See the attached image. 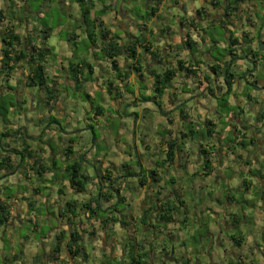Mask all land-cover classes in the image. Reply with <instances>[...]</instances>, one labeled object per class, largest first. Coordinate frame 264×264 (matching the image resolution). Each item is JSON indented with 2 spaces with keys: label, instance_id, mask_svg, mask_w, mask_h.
Here are the masks:
<instances>
[{
  "label": "crops",
  "instance_id": "0c3cea01",
  "mask_svg": "<svg viewBox=\"0 0 264 264\" xmlns=\"http://www.w3.org/2000/svg\"><path fill=\"white\" fill-rule=\"evenodd\" d=\"M30 1L43 2L44 3L43 9L38 11L37 13H34L32 12V9L28 8L29 5L27 1L25 0H0V11L2 12L3 18H4L0 22V43H1V36L4 33V28L7 26H11V28H13V30L16 33H18L21 37H25L29 33V31H31L33 28H36L39 30V26H37V23L36 21L33 20V18L35 17V20H36V17L38 18L41 17L40 12H44V11L46 12V10H49L50 12V10H52V5L49 6L45 3V1H41V0H30ZM253 1L247 2L244 5H240L237 12L227 17L225 16V11H224V6L226 5L225 0H224V3L221 2V5H220L219 0H165L163 4L159 7L156 15L152 19L147 21V23H143L142 21L137 20V17H135L136 15L132 12V9L134 8H139L140 10L145 9V7L141 5L144 2V0H113L112 2L111 0H93L89 19H92L94 16H96L99 13V11L103 8V6H110V11L100 16V22L102 26L99 27L97 23L93 24L94 33L98 34V32L100 33V31L103 30L107 32L108 37H116L118 42H125L129 39L130 36H137L140 33L138 27L141 24H143L145 27V30L142 31V34H144L148 40L153 41L154 50H159L163 56H167L168 58L171 59L170 61L172 62V65L175 64V59H176L174 57V53L179 54L177 58H180L184 61H186L190 57L189 51L185 47H183L184 49L182 48L181 51H178L176 49V47L180 43H182V41H184L183 40L184 36L188 32V30L191 29V28H188V25H187V23H190L189 20L191 19H195V21L197 20L196 28L198 30H200V28L204 29L207 27L217 29L220 25V22H222L221 20H224V18L227 20L228 24L231 25L232 27L241 28L239 32L234 33V34H232L231 29H228L229 33L227 34V37H226L227 44L223 45L220 43L219 48L222 50H226V46L229 44V38H232L237 41V43L232 45L233 50H234V55L233 56L230 55V58L223 55L219 62L216 61V58H215L216 56H214L213 53L206 52L205 45L207 47L211 43V41H209L210 39H207L208 37H206V35L200 31L191 32L192 39L195 42H197L199 45L198 50H199V53H201L200 58H202L203 60V63L199 64V68L197 71L198 77L188 79V78H183L182 76H177L172 81L171 88L166 91L164 97L161 99V103H162L161 110L155 107L153 103H138L136 101L137 98H140L141 92L142 93L144 92V94H147V95L150 94V87H151V82H152L150 78L145 79V89H142L138 81L135 79L134 75L131 74L126 81V83H128L131 86L128 88H124L122 87L123 83L115 79V75L113 74L111 70L109 62L106 59L97 57L95 55L99 53L98 52L99 49L97 46H95L93 49L88 50L86 53L85 52L83 53L78 50L79 53H78L77 58L85 56V58L89 62H91V64L94 66L93 80L84 82L83 85L80 87V89H83V86H84L87 92L84 90L83 91L85 92V94H88L90 96V99L92 101H96L94 98L98 97V95H99L98 99L102 97L101 94L107 95L108 99L112 102V107H114V108H110L111 112L112 113L114 112V115L117 116L118 119L124 120V121L126 120L129 121L130 119L132 120V118L125 117V119H123L121 117V113H122L121 111H123L122 110L123 106L120 102L122 100L128 102L130 106L138 104L137 109H139L140 107L144 105H148V104L152 105L153 108L146 107V110L150 109L151 112H153V114H156V113L160 115L166 114L165 116L161 115L162 116L161 118L165 120V122L158 123L156 130L160 131V130L166 129V130H170L171 132V135H166L165 140H163L161 139V136L159 135V132L157 131V135L159 136V139L157 140L155 145L158 146V151H160L161 154H163L164 158L152 152L149 149V147L144 143V140H143L141 141V143H143L144 149L150 152V154L144 153V152L140 153L136 145V150L134 154H133L134 150L133 151L130 150L129 160L131 161L133 157L135 161L134 162L135 164L133 166L132 165L128 166L126 164L127 163V159L125 158L126 155L124 154V152H122L124 156L121 155L120 149L117 146L115 147L114 143H117L118 141L112 144L111 141L107 140L105 144H106V147L108 148V151L105 153L102 159H98V158L95 159L97 162L99 163L101 162V169H102L99 172L96 171V175H95V177L97 178L96 180L98 181L100 177L108 176V175H110L109 177L112 180H116L119 178V176H121L120 174H122L120 171L121 167L126 165L125 168L129 172L128 176L130 180L127 182V184H124L123 181L119 182L120 183V195L124 196L123 194L127 192V191H124L123 189V187H125L126 185H127L126 188L131 189V190L133 189L132 191L135 192L134 197L132 196V202L128 203V201H125V197H124L123 205L127 207L126 214H121V212L115 211L113 213V216L115 215L118 217L120 213L122 217L123 215L131 216L135 220H137L140 216L143 215L145 210H150L154 204L156 205L155 206V210H156L159 206L157 204L158 202L157 200L159 201L169 200V202L171 203H174V200H175L176 202H178V204H180L179 202L183 203V205L180 204L179 207L183 208L185 215L186 213H188L185 216V220L190 221L191 214L190 212L187 211L188 206L186 207L185 202H183V199L186 198V194L189 193L187 191L188 189H186V191H182L181 193L174 192V194H171L169 189L166 188V183L173 180L174 178L172 177L173 174L171 176H166L165 178H163L162 174L169 173V171L172 170V172H174L176 177L178 178L180 176L183 177V173L180 172V170L184 168H187L189 170L192 166L191 163H194L196 167L197 165H200V168H201V171H198V168H194L195 169L194 175L198 174L201 177H206V178H210L213 174H215V172H221L222 170L226 169L230 163H233V162H237L239 165V173L237 172V175H241L243 172L250 173L253 166L252 164L251 166L248 164L251 161L252 163H255L254 168L257 167L258 171H260L261 164L264 161V120H261L260 122H258L256 121V117L258 116L259 113H262V110L260 108L261 107L260 103L261 101H264V82L262 85L258 86L257 79L256 77H254V72H253L254 70L250 71V68H251L250 66L251 65L255 66V64H258L260 61L264 64V49L262 51L258 49V46H259L258 42L261 40L256 39L253 36L254 34L253 29L249 28L248 24H245L246 18H249V15H247L248 10L247 9L245 10V6L249 3H253ZM48 2H51L52 4L56 3L55 0L54 1L49 0ZM3 3L7 4L5 9H4ZM62 4L65 7L63 8L64 9L63 11H65L64 12L65 16L67 15V18H70V20L72 18L75 19L74 24H72L71 22L65 23L64 28L67 29V35H69V40L65 42H63L62 40L59 41L60 45L63 44V45H66V48L68 47L67 58H64L66 59L65 63L64 64L62 62L59 63V66H63L64 68V65L68 67V63L70 60L76 59L74 56V51L76 50L75 44H77L78 47L81 46L80 44L84 40H86L87 30H86L85 24L82 21L80 9L76 1L75 0H63ZM256 5L257 3H255V6L252 7L251 9L255 8ZM201 6H204V9L206 12L205 13L206 15H203V18H200L195 14L196 10L199 9ZM22 9H24V11H22ZM66 9L68 10V13L66 12ZM12 12L14 14H12ZM142 13L143 12H141V14ZM9 14L10 15L12 14L14 16V19L13 18L9 19ZM243 17L245 18L244 20H243ZM170 19L172 23L169 21ZM181 21L183 23L186 22L184 29H182L181 25H179V22ZM236 21L241 22L239 26L235 25ZM242 21H244V23ZM174 23L176 24L178 28L176 29V31H174L172 28L174 26ZM52 33H53V30H52ZM198 33L203 34V36L199 39L200 42L195 38V36H197ZM202 34H199V35H202ZM202 38H204V41H202ZM173 39L175 40L177 39L176 44H174L175 41ZM71 42H73L74 50L72 48ZM261 42L264 43V41H261ZM97 45L100 46L99 43ZM57 48L54 49L55 58H57V55H58ZM80 48L82 47H79V49ZM243 48L246 49L245 52ZM257 49L261 53L260 52L258 53ZM139 51L141 53L143 52L140 48H139ZM253 51L257 53L255 55L256 57H253V53H252ZM172 56L173 58H171ZM0 57H1V45H0ZM55 58H52V60H55ZM143 58H144L145 65L151 64V60L147 54L144 53ZM117 62H118V66L121 69H126L127 65L130 64V62L126 61L124 58H119ZM213 63L219 64L220 66H222V68L223 66L225 67L227 63H230V71L233 70V66L234 64H236L237 65L236 70L237 71L239 70L238 71L239 73L243 72L242 67L245 68L246 72L243 75V82L245 83L247 87H251L252 89L247 94L245 99L247 102L252 103V107L249 110H247L248 120H244L243 122L241 121V119L235 117V120H237L239 123L238 125L235 124L236 125L235 127L234 125L229 124L231 122V118L233 115L231 112L228 113L227 115H225L223 112L219 113L216 97L220 96V94L225 91V86L223 83V76L220 75L219 73L220 71H218V73H211L209 71V66H211V64ZM104 65L105 67L108 68V73H110L109 77L103 76V71L101 72L100 70L97 69V68H102ZM63 71H64V75H62V77L64 76L65 87H67V89H70V90H72L71 88L73 87V90H75L72 84L67 85L68 80L65 79L66 73H67L66 68H64ZM22 73L23 75L26 74L24 70L22 69L15 71V73L13 72L8 78V82H6V86H4V79L0 75V95H14V97L18 96V94L20 93L19 91H17L18 87L14 86V84L16 82L23 83V79L19 78V77H22ZM47 73L50 77L56 76V73L54 74H49V72ZM97 73L100 75L102 80L97 79L98 78ZM205 75L208 76L206 77V79H204ZM57 78L60 83H63V81H61L58 75H57ZM178 80L182 81V85L183 84L186 85V88H187L186 91H184V89L180 87L178 88V86L175 85V83ZM99 81H101L103 85L99 84L98 87L96 88L95 84H97V82ZM110 81H114V83L117 86L122 87L120 88V91H119L121 94V97L117 98L116 100L114 98L115 96H117L116 95L117 92L113 90L112 93L109 94L107 91L108 83ZM251 83H253V85H251ZM236 85L237 84H234L232 86V92L228 96V104L231 108L235 106L240 107L241 112L243 113L242 108L245 102L240 101L239 98L245 95L244 92L246 91L244 87L246 86L237 87ZM209 87H215V88L221 87L222 91L221 93H219V91L215 89L213 90L212 93H210L208 91ZM131 89L132 91H130ZM76 91L77 90H75V92ZM32 92L35 93V96L34 98L30 99V102H28L29 104L28 110L31 113L33 110L36 109L35 112L34 111L32 112V115L37 117L38 124L32 125L30 127L28 126V128H26V127H23V125L20 123V119L16 121L15 120L9 121V122L5 120L7 125L4 127H1L0 135L3 136L5 133H12L15 130H20L21 132H24L26 135L31 137L29 140L26 141V143L30 145L31 151H34L36 156L40 158L41 166H46L48 168L49 167L51 168L53 166L52 161L56 160L55 158L59 153L57 154V152L52 149L51 143H49L45 138L47 136H56L55 142H53V148L56 147L57 149L60 146V144L62 145L63 149H65L68 146V140L73 139L74 143L71 146H72L74 155L70 157V159L68 160L69 162L65 160L63 153L60 155V156H63L62 158H64L62 159V163L68 162L67 164L70 165L77 158L84 155V153L86 152V149H85L86 147L81 149L82 147H79L78 143L75 141L77 138V135H73V133H76L75 126L72 125L73 121L76 120L77 122H79L80 120H84L85 116H87V114H89L90 112H92V118L96 120L98 118L104 117L106 111L102 107L103 113H101V116H98V115L96 116L94 112L92 111V109L89 107V111L88 113L84 114V117L83 115L82 117H79V115L74 116V114L72 113L73 110L71 109H69L68 111L66 110V108L64 107L65 105L64 102L61 105L62 106L61 109H57V110L54 108L47 109V107L43 106L44 104L43 102H40L37 100L36 91L33 90ZM64 93H68V90L62 91V100L64 99L63 98ZM235 94H238L239 97H237ZM173 98L175 100H173ZM31 103H32V108L30 109ZM181 106L184 109V113L188 117L186 119V122L187 123L192 122V124L195 125L196 128L198 129L197 130L198 132L205 133L206 132L205 122L206 120L211 121L213 124V127H210L211 135L202 136L199 134L197 135V137L193 139H184V140L180 139L181 143H184L183 149H179V147H177L175 151V156L173 157V161L164 162V160L166 159V152H167L166 139L174 140V138L180 137L181 134L185 132L184 124H186L187 126V123H184L181 118V111H182ZM41 109L43 113L37 114V111ZM142 111L143 110L137 111L138 116L137 117L135 116V119L137 121L134 124V126L132 125L133 132L134 131L136 132V130L138 132L139 129L137 125H143V123L146 122V120L145 122H142V116H143ZM171 111H172V114H170ZM192 111L197 115L195 116L197 117L196 120H194L193 117L191 116ZM45 115H48L49 119L56 117L55 119H57L58 121L62 120L61 118L65 117L66 119L64 120V125H65L64 128H61V125L54 124L52 121V124L47 125L46 126L47 129H45L43 133H40L39 131L42 130L45 124L44 122H42L43 121L42 119L45 118ZM107 116H110V114H107ZM124 116H128V115H124ZM223 118H224V122L226 121L227 122L225 125L221 126L220 120ZM174 125H179L180 127V131L177 132L178 136L177 134H175L176 130L174 131L173 129ZM237 127L239 130L244 131L245 134L243 136H245L244 138L247 141H249L248 144L252 146L251 147L252 153L251 152L246 153L245 149L240 150L238 152L234 151V149L232 150V146H233L232 142L224 144V140L228 137V134H230L232 131L236 132ZM30 128H34V129H30ZM247 134H250V137L246 136ZM4 138L5 140L0 142V158L2 155H6L7 152L9 151L15 150L14 152L19 153V151L23 150V144L20 141H17V143H11V145H9L8 147H5L4 144H7V142L9 141V138L7 137H4ZM196 138L198 139L201 138L200 143H194V144L190 143L189 144V141H186V140L193 141ZM235 139H236L235 144H238L239 143V141H237L238 137L236 136ZM187 144L189 145L187 146ZM90 147L92 148L93 146H90ZM261 148H263V150ZM190 150H193L194 154L197 155L198 159L194 158V156L192 157L189 156ZM202 151H205V154H203ZM14 155L16 156L14 157V160H18V155L17 154H14ZM146 156H147V159H149V161L146 160ZM121 157H122V162L119 159ZM81 160H84V158ZM145 160H146V163H145ZM155 161H161V163L155 162ZM25 162H27V160H25ZM150 163H151V166L148 167ZM205 164L207 165V168H203ZM28 166L29 167L34 166L33 158L29 160L28 165L24 163L22 167L17 168L13 174L8 175L6 171L0 170L2 177H6L5 180L0 184V186L3 187L5 184L9 186H14V185L18 186V185L24 184V186L28 189L27 192L30 191L32 195L35 196L36 194V196L38 197L37 199L34 198V201H33L34 205H32L33 207L36 206L37 202H39V206H40V204H42L43 201L47 203V206L52 207V211H53L52 214L55 216L57 220V227H55L54 230L49 233L47 237L48 239L46 238L45 240H49V239L52 240V238L56 234H58L60 231H64V233L68 234L73 229L72 225L68 223L66 218L59 217V212L62 210V206L65 205L67 201V195L69 196L70 194H75L76 192L73 191V189H71L69 182L66 180V177L64 178L62 176L59 178L58 187L57 185H55V183H52L51 181H49V180H53L52 178L54 175L53 169H49L42 176H39V174H36L33 171L32 172L29 171ZM152 170L156 171V176H155L156 182L151 181L152 176L150 175V172ZM141 171L145 177L143 181V186H139V179L141 176ZM80 172L83 174H86L82 171V167H81ZM34 178H40L41 183L30 185L31 179H34ZM96 180H94L90 185H87L85 192L76 193L75 195L78 199L74 198V200L77 201L78 203H82V202L89 201L90 199H95L97 197V191H98ZM262 181H264V179ZM45 182L51 185L50 187H52V189L48 191V193H52L53 195L52 197L50 196L51 197L50 199L46 198L47 200L44 199L43 194L41 193L42 185H44ZM107 182L108 181L104 180L102 182V185L106 186ZM153 184H156L155 188H153L154 187ZM240 184L248 189L253 188V185L249 184L247 180H242ZM56 187L57 189H54ZM60 189L62 191H60ZM148 189L151 193L150 195L151 197H157L156 201L154 202L146 201V199L144 198V194L147 192ZM192 190H194L195 192L194 186ZM103 191H105L104 188H103ZM166 192L168 194L164 196L163 198L162 195L163 193H166ZM26 194L28 193L24 192L23 194H20V196L22 197L21 198L22 201L26 200V198H23V196H26ZM79 194H85L86 197H78ZM39 195L40 197L42 196V199H39ZM55 195H58V196H55ZM17 196H19V193L17 194ZM259 196L261 199L264 198V187H263V190H261V192L259 193ZM1 197L2 196L0 194V200H3ZM177 197L179 198V201L176 200ZM141 198H144V199L142 200V205H139ZM148 199H150V197ZM134 201H137V202L135 203ZM16 202L17 203L19 202L18 199L16 200ZM17 203H15V205L12 202H10V204L8 203L10 207L9 216L7 219L8 221L4 223L5 225H7L8 231H9L8 226L9 225L12 226V224H14L15 226V222L17 221V218L19 219L22 213L30 209L31 204H33V203H29V204H26L25 206V204L23 203L22 205L18 206ZM111 204L112 203H109V205ZM221 205H225L227 208L222 211L223 219L220 221V223L223 224V228L225 232L233 230L234 226L237 225L235 224V222L233 223V219L238 220L237 221L238 227L242 225L243 222L246 221L245 219H243V217L241 218L240 214L238 213L237 203H235L234 200L230 198L229 196L226 197V201L222 202ZM92 206L94 207V203H92ZM261 207L263 208L264 205L262 204V206H259V208ZM130 208H132V211ZM209 208L212 209L213 211L221 210V209H217L216 206H213V205H211V207ZM171 215H172V221H170L169 223H165L166 227L165 229H163L164 233L162 232L163 233L162 235L164 236L163 240L165 238H169L168 244L166 245L168 250L170 249V247H173L170 244H173L175 239H178L179 229L181 231V228L179 226L180 224L179 217L173 216L172 213ZM262 215H263V212H262ZM87 216H88L87 214H81V217H80L81 221L83 219L84 221H82L83 224L80 222V225H81V228H85L83 227V225L90 226V229L88 230V232L91 233L90 242L91 244L93 243L92 244L93 249H92V253L86 252V254L88 255V261H86V263L80 261V263L78 264H105L106 261H108L109 259H112V258L120 259L121 256H123V251L122 252L112 251L111 248L109 247L104 248L103 246L101 247L100 250H95L96 245L99 244V242L101 243V241H103L105 237L108 236V234L111 235L109 236L110 239L113 238V240L116 239V241L121 240V238L117 236L116 237L112 236L114 234L113 228L118 223L115 224L114 227L113 225H109L103 228L101 227L99 221H95L94 219L87 221L86 220ZM260 217H262L261 214H260ZM253 219L254 217L250 218V220H253ZM151 221L154 222L156 225L164 224V223H161L157 219L155 211L154 213L151 212L150 222ZM215 226H214V230L213 229L211 230L212 233H209V234L215 235L218 237L223 236L222 229H221L222 226L218 224ZM100 228L102 230H100ZM174 228H175V231H174ZM132 232H133L132 236H135L136 240H145V239H141L143 234L141 235V233H139L138 230L136 231L135 224L133 228L129 229L128 234H131ZM142 233L146 234L145 229L142 230ZM87 236L88 234L86 235V233H84L83 235L84 242ZM175 236L177 237L175 238ZM232 237L234 236H231L230 240L225 239V242L228 243L230 241L231 243H233ZM11 240L13 239L11 238ZM50 240L49 242H51ZM179 240H180V243L177 242L176 244V246L179 247L178 251H182L181 254H183V251L186 253L184 239L181 238ZM236 240H240L241 242L240 246L238 247H246V249L248 247V249L251 251L250 246H248V244L250 243L249 237H247L245 240L241 238L236 239ZM44 242H48V241H44ZM124 242H125V237H124ZM146 243L148 245V242ZM51 246H52V243L48 246L47 250H41L40 252L39 251L35 252L33 257L36 255L42 254V257L44 260L43 264H51V262L47 261L48 259L47 253L50 250ZM210 253H212V250ZM225 253H226V256L231 255V253H229L227 249H225ZM152 255L153 254H150V251H149V256L147 260L149 261L150 264H151L150 259L151 261L153 260L151 257ZM0 258L2 259L1 254H0ZM15 258H17L16 255H15ZM61 258H63L67 262V264H72V259L67 252H64ZM168 258L166 260H168ZM210 258H211L210 264H216L215 257L211 255ZM169 259L171 260V258ZM192 259L193 258L186 257V260L182 261L181 264H193ZM239 261L242 264H246L244 263L242 259H239ZM156 263L158 264V262ZM152 264H153V261H152Z\"/></svg>",
  "mask_w": 264,
  "mask_h": 264
},
{
  "label": "rangeland",
  "instance_id": "374dc122",
  "mask_svg": "<svg viewBox=\"0 0 264 264\" xmlns=\"http://www.w3.org/2000/svg\"><path fill=\"white\" fill-rule=\"evenodd\" d=\"M45 3L49 6L52 5V10H46V12H40L41 17H36V23L38 24H46L49 27H52L53 33L50 36L48 43L51 47L58 50V55L55 60H50L48 65L46 66L47 72L49 74L58 75V77L61 79V81L64 82V71H60L59 63L62 62L65 63L68 53V47L66 48V45L61 44L59 41H68L69 35H67V29L65 27V23L71 22L74 24L75 19L67 18V15L65 16V11H63L65 8L64 5L59 4H52L51 2H48L49 0H44ZM113 0H111L112 2ZM56 2V1H55ZM220 5L221 2L224 3V0H219ZM255 3H257L256 7L251 9L255 6ZM7 4L3 3L4 9L6 8ZM30 9H32V12L37 13L38 11L43 9V2H36L33 1L32 3H28ZM55 5V6H54ZM25 9V8H24ZM22 9V11H24ZM247 11V15H249V18H246L245 24H248L249 28L253 29V36L261 41H264V0H254L253 3H249L245 6V10ZM69 10V8H68ZM68 10L66 9V12L68 13ZM241 11V10H240ZM20 12V11H19ZM66 13V14H67ZM240 16V15H239ZM135 18V17H133ZM245 18L243 17V20ZM137 20H139L137 18ZM171 22V19L169 20ZM224 21H227L224 18ZM244 23V21H242ZM172 23V22H171ZM241 22L236 21L235 25L239 26ZM227 29L224 28H208L205 29V35L208 37L207 39H214L215 41H218L219 44L226 45L227 44V34L229 33L228 29L232 30V34L237 33L241 30V28H234L229 24H226ZM174 31H176L177 26L174 23V26L172 27ZM192 30V29H190ZM202 33H198L195 38L199 41L202 35H199ZM175 41L174 44H176L177 39H173ZM171 42V40H170ZM200 42V41H199ZM59 44V45H58ZM68 44V43H67ZM1 45V43H0ZM72 48L74 50L73 42H71ZM81 45V44H80ZM78 46V45H77ZM79 47H83V44ZM244 52L246 51L245 48H243ZM213 55L221 58L223 55L230 58V55L227 53V50H222L220 48H216V50L212 51ZM97 57H100V54H95ZM202 59V58H201ZM203 61V60H202ZM237 65L234 64L233 70H231L233 73L237 74V76H242L245 74V68L242 67V73H239L236 70ZM250 71L254 70V77L257 79L258 86L262 85L264 82V64L260 61L258 64H255V66H250ZM256 67V68H255ZM64 68H67L66 65H64ZM101 72L103 71V76H110V73H108V68L105 67V65L102 68H97ZM98 78L101 79L100 75L97 73ZM104 77V78H106ZM22 79V77H19ZM99 84H102L101 81L97 82L95 84V87L97 88ZM237 87L240 86H246L243 82V78L241 77L237 83ZM103 85V84H102ZM178 88L184 89L186 91V85H182V81L178 80L175 83ZM4 86H6V82L4 81ZM14 86L18 87L17 91H19L20 94L18 96L11 97L7 95H0V129L1 127L6 126V122L2 118L3 114H6V120L13 121V120H19L20 123L23 125V127L28 128V126L37 125V117L32 115V112L36 111L33 110L31 113L29 112V104L31 98H34L35 93L32 92L31 89H27L24 87L23 83H15ZM245 91L242 97L239 98L240 101H244L245 104L243 105V113L241 112V108L238 106L232 107L230 110L232 115L230 125L239 124L236 118L241 119V121L244 122V120H248L247 118V110H249L252 107L251 102H247L245 97L247 94L252 90L251 87H244ZM68 89V93L63 94V102L64 107L68 111L69 109L73 110L72 113L74 116L79 115V117H84V114L88 113L90 102L85 100V92L87 90L84 88L80 89L79 91ZM84 90V91H83ZM248 90V91H247ZM12 94V93H11ZM67 95V96H66ZM237 97H239L238 94H235ZM101 98L98 99V97H95L94 99L96 101H92L91 106H95L97 103L101 105L105 112V116L98 119L92 118V112L87 114L85 116L84 120H80L77 122L76 120L73 121L72 125L75 126V132L73 135H77L76 142L78 143L79 147H86V152L84 155L80 156V160H82V171L89 176L95 178L96 171H101V162H97L95 159H102L105 153L108 151V148L106 147L107 140L111 141L112 144L116 141L117 143H114L115 147L117 146L120 149L121 155L122 152L126 155L125 158L127 159V165H134L135 161L132 157L131 161L130 159V150L133 151V154L136 150V145L138 151L141 153H149L144 149L143 143L141 141L144 140V143L149 147V149L159 155L160 157H163V154H161L160 151H158V146H156V142L159 139V136L157 135L156 127L158 123L165 122L161 117V115L164 114H153L150 109L146 110V107L153 108L152 105H144L137 109L135 105L132 106H123V111H121V117L125 119V117H131L129 121H124L118 119L117 116L114 115V112L112 113L110 108L112 107V102L108 99V96L105 94H101ZM7 97V98H6ZM108 99V101H107ZM132 100V98H131ZM14 103L13 107L9 108L8 102ZM261 110L262 113H264V101H261ZM218 106V105H217ZM9 108V109H8ZM32 108V103L31 107ZM248 108V109H247ZM8 109V113L5 112V110ZM169 109V108H167ZM219 109V108H218ZM217 109V110H218ZM142 111V122L143 125H137L138 132L132 131V125L136 123V119L134 117L133 113H136L137 111ZM165 110V109H164ZM229 111V112H230ZM165 112V111H164ZM221 111L219 110V113ZM43 113L42 109L37 111V114ZM152 113V114H151ZM36 114V115H37ZM107 114H110V116H107ZM168 114V113H167ZM172 114V111L170 112ZM245 114V115H243ZM129 115V116H124ZM166 115V114H165ZM164 115V116H165ZM191 116L194 120H196L197 116L193 111L191 112ZM45 117H48V115H45ZM54 117V116H53ZM246 117V118H245ZM56 118V117H55ZM75 118V117H74ZM115 118V119H113ZM62 120H59L58 123L61 125V128H64V120L65 117L61 118ZM53 121V119H49ZM226 121V120H225ZM18 122V121H17ZM227 122V121H226ZM226 122H224V118L220 120L221 126L225 125ZM245 125V124H244ZM47 123L44 124V127L42 128L40 133H43L45 129H47ZM140 126V127H139ZM185 130L188 131V128L186 124H184ZM194 126V127H193ZM191 128H193L195 131L198 129L195 125H193ZM190 128V129H191ZM196 128V129H195ZM34 129V128H30ZM175 134L180 131L179 125H174L173 127ZM235 129V128H234ZM158 132H161L158 131ZM62 133V132H60ZM58 134V132H57ZM245 133L242 130H239L237 127V131H232L230 134H228V137L224 140V144H227L229 142L233 143L232 150L234 151H240L244 150L246 153L251 152V145L248 144L249 141H247L243 136ZM48 135V134H47ZM160 135V133H159ZM178 136V134H177ZM206 136V135H204ZM236 136L238 137L239 143L235 144ZM246 136L250 137V134H247ZM197 137V136H196ZM49 143L52 145V149L57 152L56 160L52 161L53 166L51 169H53L54 175L53 180H49L52 183H55L58 187V182L60 177H66L67 171H63L67 167V163H62L63 156H60L64 149L62 145L58 147L53 148V142H55L56 136H47L45 138ZM4 136L0 135V142L4 141ZM201 138H196L193 141L192 140H186L190 143H200ZM58 141V140H57ZM179 144H177V147L179 146V149H183V144L181 143V140L179 139ZM187 144V146L189 145ZM90 146H93L92 148ZM188 148V147H187ZM259 148V147H258ZM256 148V149H258ZM111 149V148H110ZM263 150V148H261ZM149 150V151H150ZM196 151V150H195ZM252 153V152H251ZM255 154V153H254ZM253 154V155H254ZM146 155V154H145ZM124 156V155H123ZM139 156V155H137ZM189 156L198 159L197 155L194 154L193 150L189 151ZM83 157V158H82ZM157 157V156H156ZM122 162V157L119 158ZM146 160L147 159L146 156ZM145 160V163H146ZM153 160V158H152ZM161 163V161H155ZM152 163V162H151ZM151 163L148 165V167L151 166ZM192 166L188 170L187 168L181 169L180 172L183 173L182 178H178L175 176L174 172L172 170L169 171V173H164L163 178L166 176H171L173 180L166 183V188L169 189L171 194H174V192L181 193L182 191H187L189 193L186 194V198L183 199V202H185V206H188V212L191 214L190 221L185 220V214L183 208L179 207L180 204L174 200V203H171V206H174V210L172 212L173 216H178L180 219V228L179 229V237L178 239H175L172 245L173 247H170V249H167L168 239L164 238L162 235L164 233L166 224L162 225H156L154 222H150V215L148 220L145 222V224L141 221V216L135 220L136 225V231L138 230L139 233H141L142 237L141 239H145V242H148V245L146 246L147 249L150 251V254H153L152 261L153 264H181L182 261L186 260V257L193 258V264H210L211 262V255L215 257V263L216 264H238L239 259H242L244 263L246 264H264V207L259 208V206L264 205V198L261 199L259 196V193L261 190H263L264 187V161L261 164V169L258 171V168L255 167V163L249 162L248 165L251 166L252 164V170L250 173L243 172L241 175H237V172L239 173V165L237 162L230 163L229 166H227L226 169L222 170L221 172H215L210 178L201 177L198 174L194 175V168H198V171H201L200 165H197V167L194 165V163H191ZM126 165L122 166L120 171L122 174L119 176L118 179H116L114 182L119 184V182H124V184H127V182L130 180L128 174L129 172L126 170ZM204 168V167H203ZM21 170V169H20ZM167 171V170H166ZM165 171V172H166ZM168 172V171H167ZM23 174V173H22ZM6 177H2V174L0 173V184L5 180ZM38 180V181H37ZM242 180H247L249 184L253 185L252 189H248L244 186H242L240 183ZM101 183L103 181H100ZM23 183V181H22ZM29 183V182H27ZM30 185H35L36 183H41L40 178H34L31 179ZM62 183V181H61ZM96 183H99L96 180ZM51 185L47 184L45 182L44 185H42L41 193L43 194L44 199H50L53 195L52 193H48L52 189L50 187ZM153 188H155L156 184H153ZM194 186V190H192ZM47 187V188H46ZM54 188V189H57ZM122 187V186H121ZM123 187L125 192L123 197H125V201L132 202V196L134 197L135 192H133L131 189ZM128 189V190H126ZM27 188L23 185L18 186H9L5 184L3 187L0 186V194L1 198L10 204L12 202L14 205L16 200L18 199V206L22 205L23 203L29 204L33 203L34 198L37 199L38 197L31 194L30 191L27 192ZM28 193L26 196H23V198H26V200L22 201V197L20 194ZM19 193V196L17 194ZM195 193V194H194ZM76 194V193H75ZM75 194L67 195V201L74 200V198L78 199ZM146 194V196H145ZM144 194V198L146 201L154 202L157 200V197H151V193L149 189ZM168 193H163V198ZM208 194V196H207ZM31 195V197H30ZM51 196V197H50ZM58 196V195H55ZM185 196V195H184ZM230 197L234 200L235 203H237V211L240 214L241 218L245 219L246 221L243 222L242 225H240L238 228H235L233 230L225 232L223 228V224L220 223V221L223 219V213L222 211L227 209L225 205H221L222 202L226 201V197ZM19 197V198H18ZM78 197H86L85 194H79ZM150 197V199H148ZM144 198L140 199L139 205H142V200ZM160 198V197H159ZM39 199H42V196ZM46 199V200H47ZM12 200V201H11ZM80 200V199H79ZM176 200H179L177 197ZM218 200V201H217ZM217 201V202H216ZM135 203L137 201H134ZM200 202V204H199ZM219 202V203H218ZM31 204L30 209L24 211L20 218H17V221L12 226H8L9 231L7 230V225L2 224L0 225V254L2 256V259L0 258V264H32V257L35 252L41 251V250H47L48 246L53 243V239L45 240L49 233L54 230L55 227H57V220L55 216L52 214V207L47 206V203L43 201L42 204L39 206V202H37L36 206L33 207ZM211 205L216 206L217 209H221L218 211H213L209 207ZM259 205V206H257ZM65 205L62 206V209H64ZM34 208V209H33ZM116 211L121 212V214H126L127 207L123 204H117L116 205ZM132 211V208H130ZM263 210V211H262ZM221 212V213H220ZM263 212V215H262ZM154 213V212H153ZM157 211H155V214ZM121 214L119 213V217H121ZM260 214L262 217H260ZM251 217H254L253 220H250ZM242 220V219H241ZM84 221V219L82 220ZM199 221V222H197ZM238 221V220H237ZM247 222V223H246ZM158 223V222H156ZM221 225L222 234L223 236L218 237L215 235H210L209 233H212V229L214 230L215 225ZM87 226V227H86ZM83 225L85 227V230H89V225ZM114 227V226H113ZM213 227V228H212ZM216 227V226H215ZM176 228V227H175ZM174 228V231H175ZM114 234L112 236H117L121 238V240L116 241L109 238V235L105 237L101 243L96 245L95 250H100L101 247H109L112 249V251L122 252V245L124 244V237L127 238L128 234L126 233V230L122 229L120 225H116L113 228ZM145 229V233H142V230ZM100 230H102L100 228ZM112 231V230H111ZM161 231V232H160ZM93 232V231H92ZM123 232V233H122ZM163 232V233H162ZM94 233V232H93ZM137 233V232H136ZM88 234L87 238L85 239V242L83 241L81 245L85 248V251L88 253H92V244H91V238L89 232H86V235ZM221 234V235H222ZM226 236H225V235ZM84 235V233H83ZM136 235V234H135ZM220 235V234H219ZM231 236H234L236 239H246L247 237L250 238V243L248 246H250L251 251L246 249V247H238V245H234L230 241L227 243L226 240H230ZM177 236H175L176 238ZM11 238L13 240H11ZM50 238V237H49ZM184 239L185 247H186V253L183 251V254H181L182 251H178L179 247L176 246L177 242L180 243L179 239ZM48 239V238H47ZM43 241V242H42ZM48 241V242H44ZM225 249L228 250L231 255H227L225 253ZM212 250V253H210ZM200 254V255H198ZM15 255L17 258H15ZM155 255V256H154ZM171 258V260L169 258ZM168 258V260H166ZM31 260V261H30ZM119 260V259H117ZM152 261L150 259V262L152 264ZM109 262L115 263L112 260H109Z\"/></svg>",
  "mask_w": 264,
  "mask_h": 264
},
{
  "label": "trees",
  "instance_id": "16d2710c",
  "mask_svg": "<svg viewBox=\"0 0 264 264\" xmlns=\"http://www.w3.org/2000/svg\"><path fill=\"white\" fill-rule=\"evenodd\" d=\"M27 3L33 2L30 0H25ZM44 1V0H41ZM54 1V0H50ZM56 4L61 5L63 0H55ZM79 9L83 23L86 26L87 35L86 40H84L81 45L83 47L79 49L77 44H75V51L74 56L75 60H70L68 63V67L66 68V77L65 79L68 80L67 85H73L75 90H80V87L83 85L84 82L92 81L93 74H94V66L89 62L85 56L78 57L79 51L87 52L90 49H93L95 46L98 47V52L100 57L106 59L111 67L113 74L115 75V79L123 83L122 87L128 88L131 85L126 83L127 79L131 74L134 75L135 79L138 81L142 89H145V79H151V87H150V94H144L141 92L140 98H137L136 101L138 103H153L155 107L161 110V99L164 97L166 91L171 88L172 81L177 76H182L183 78H197L199 64H202L203 61L200 58L201 53H199V45L192 39V31H200L205 34V29L209 28H200L198 30L197 27V20L191 19L189 20L190 23H187L188 28L192 30H188L186 35L184 36V41L180 43L176 49L181 51L183 47H185L190 54V57L184 61L180 58H177L179 54L174 53L175 64L172 65L171 59L167 56H163L159 50H154L153 48V41L148 40L142 31L145 30L143 24H141L138 29L140 33L137 36H130L129 39L125 42H118L116 37H108L107 32L101 30L98 34L94 33V23H97L99 27L102 26L100 22V16L104 15L105 13L110 11V6H103V8L99 11V13L94 16L92 19H89L90 11L92 9L93 0H75ZM165 0H144L141 4L145 7V9L140 10L139 8L132 9V12L136 15L140 21L143 23H147L150 19H152L159 7L163 4ZM226 5L224 6L225 16H230L238 11L240 5H244L247 2L253 0H225ZM141 12H143L141 14ZM204 6H201L199 9L196 10V15L200 18H203L205 14ZM12 14H14L12 12ZM9 14V19H14L13 15ZM3 14L0 11V22L3 20ZM35 21V17L33 18ZM220 25L218 28L227 29L226 24L227 21L221 20ZM186 23V22H185ZM185 23L182 21L179 22L182 29L185 28ZM39 30L33 28L25 37H21L18 33H16L11 26H7L4 28V33L1 36V57H0V75L3 77L5 82H8V78L10 75L17 70H24L26 73L23 75V85L27 89H31L32 91H36V98L38 101L43 102V106L47 107V109H61L62 108V91L68 90L65 87L64 82L60 83L57 75L56 76H49L46 71V66L48 65L49 61L55 56L54 48L51 47L48 43L50 36L52 35V27L47 26L46 24H38ZM202 37V36H201ZM204 41V38H202ZM99 43L100 46L97 44ZM237 43L236 40L229 38V44L226 46L227 53L229 55H234V50L232 45ZM232 47V48H231ZM139 48L143 51L142 53L139 51ZM206 52L212 53V51L219 48V42L215 41L214 39L211 40V43L206 47ZM184 49V48H183ZM79 50V51H78ZM257 52L260 51L257 49ZM144 53L147 54L151 60V64L145 65L144 64ZM253 57H256L257 54L255 51L252 52ZM261 53V52H260ZM119 58H124L126 61L130 62L127 65L126 69H121L118 66L117 60ZM173 58V56L171 57ZM216 61L219 62L221 58L215 57ZM63 66H60V71H63ZM203 71V70H202ZM209 71L211 73H218L220 71V75L223 76V83L225 86V91L221 93V87H209L208 91L210 93L213 90L219 91L220 96L216 97L218 108L221 112L225 115L230 113L231 107L228 104V96L232 92V86L237 83V81L242 77L237 76L236 74L230 71V63H227L225 67L220 66L219 64H211L209 66ZM208 77L207 75L204 76V79ZM129 85V86H128ZM253 85V83H251ZM121 86H117L114 81H110L108 83L107 91L109 94L112 91L117 92V96H115V100L121 97L120 88ZM129 90V89H128ZM132 91V89L130 90ZM14 97V95H7ZM6 97V98H7ZM15 98V97H14ZM85 100L91 101L90 108L97 116H101L103 113V108L98 103L95 106L92 105V100L88 94H85ZM173 100H175L173 98ZM9 108L13 107V101L8 102ZM122 106H130V104L124 100L120 102ZM135 107H138V104H135ZM8 108V109H9ZM8 109L5 110L8 113ZM181 118L184 123L188 118L187 115L184 113V109L181 106ZM230 109V110H229ZM230 111V112H229ZM6 114L2 115L4 121L6 120ZM129 116V115H128ZM137 117V112L134 113V117ZM51 119V118H50ZM53 119V123L56 125H60L58 120L55 118ZM45 124L47 125L52 124V121L49 120L48 117L42 119ZM264 120V113H259L256 117V121L260 122ZM192 122L187 123L188 131L185 130L181 134L180 137L174 138V140H167V152H166V159L164 162H172L173 157L175 156V151L177 149V144H179L178 140L184 139H193L197 135H211L210 127H213L211 121L205 122L206 132L200 133L195 131L193 128ZM191 128V129H190ZM160 136L161 139L165 140L166 135H171L170 130H161ZM4 137L9 138L7 144H4L5 147L11 145V143H17V141L22 142L23 150L18 152H14L15 150L7 152L6 155H2L0 158V170H4L8 173V175L13 174L17 168H21L22 165L25 163L28 165L29 160L33 158L34 166L28 168L29 171H33L39 176H42L47 170L51 169L50 167L41 166L40 158H38L34 151H31V147L29 144L26 143L31 137L26 135L24 132L20 130H15L12 133H5ZM38 139V138H37ZM74 143L73 139L68 140V146L64 149L63 155L65 160H69L70 157L74 155L72 150V146ZM179 147V146H178ZM205 154V151H202ZM14 154L18 155V160H14L16 157ZM80 158V157H79ZM77 158L73 163L70 165L67 164V167L64 171H67L66 180L69 182V185L73 191L76 193H83L86 190L87 185H90L95 179L91 176L81 173L82 167V160ZM27 160V162H25ZM23 162V163H21ZM204 168H207L205 164ZM151 181L156 182V171L152 170L150 172ZM108 176H102L99 178L97 183L98 191L97 197L95 199H90L89 201L78 203L75 200L66 201L64 209L59 212V217L66 218L68 223L72 225V231L68 234L64 233V231H60L58 234L54 236L52 246L48 251V259L47 261L51 262V264H67V262L61 258L64 252H67L71 259L72 264H78L80 261L86 263L88 261V255L86 254L85 248L81 245L83 242V233L88 232L84 228H81L80 222L81 221V214H87L86 220L99 221L101 227L105 228L109 225L119 224L122 229L128 231L130 228H133L135 224V220L131 216L123 215V217L113 216V213L116 211L117 204L124 203V197L120 195V183H115V180H112ZM144 175L141 171V176L139 179V186H143ZM108 181L106 186H103L100 181ZM101 183V184H100ZM100 184V186H99ZM103 188L105 191H103ZM60 191H62L60 189ZM97 199V200H96ZM157 204L159 205L158 208L155 210V204L150 210H145L143 215L141 216V221L145 224L148 220L149 215L151 212L157 211L156 216L157 219L161 223H169L172 221L171 213L174 210V206H171V202L169 200L159 201L157 200ZM179 201V200H178ZM94 203V207L92 206ZM109 203H112L109 205ZM183 205L182 202H179ZM105 206V207H104ZM9 204L6 201L0 200V225L6 223L9 216ZM186 212V210H185ZM188 213H186L187 215ZM235 222L234 229L238 227V222L236 219H233V223ZM83 224V223H82ZM91 234V233H89ZM128 234L127 238H125V242L122 245L123 256L119 260L117 259H109L115 263L106 261L105 264H150L148 259L149 250L146 248L147 243L145 240H136L135 236ZM232 242L234 245L240 246V240H236L235 237H232ZM43 257L42 254L36 255L32 258V264H43ZM238 264H242L240 261Z\"/></svg>",
  "mask_w": 264,
  "mask_h": 264
},
{
  "label": "water",
  "instance_id": "95a60500",
  "mask_svg": "<svg viewBox=\"0 0 264 264\" xmlns=\"http://www.w3.org/2000/svg\"><path fill=\"white\" fill-rule=\"evenodd\" d=\"M258 49L260 50V51H262L263 49H264V43L263 42H261V41H259L258 42Z\"/></svg>",
  "mask_w": 264,
  "mask_h": 264
}]
</instances>
